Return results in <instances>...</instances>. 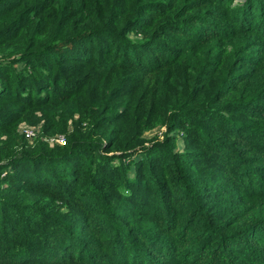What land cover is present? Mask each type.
Wrapping results in <instances>:
<instances>
[{
	"label": "trees",
	"instance_id": "1",
	"mask_svg": "<svg viewBox=\"0 0 264 264\" xmlns=\"http://www.w3.org/2000/svg\"><path fill=\"white\" fill-rule=\"evenodd\" d=\"M234 1L0 0V264H264V0Z\"/></svg>",
	"mask_w": 264,
	"mask_h": 264
},
{
	"label": "rangeland",
	"instance_id": "2",
	"mask_svg": "<svg viewBox=\"0 0 264 264\" xmlns=\"http://www.w3.org/2000/svg\"><path fill=\"white\" fill-rule=\"evenodd\" d=\"M239 2H241V0H235L233 2V4H236V3H239ZM133 39H135V38H133ZM21 67H22V64H20V63L15 65V68L17 70H20ZM22 126L23 125H20V127H19V131L20 132H22V130H21ZM163 130H164V128L162 127L159 130L156 129V130H151V131L145 132L142 135L143 138H146V140L143 142V146H145V147L149 146V144H151L154 140H160V141L163 140V138H162ZM155 133L158 135L159 139H155L154 138V134ZM33 134H34L33 135V139L36 138V137L37 138H43L48 144H50V146H61L65 142V136L62 135V134L56 133V132L53 133L52 131H48L47 134H49V135H42L41 134V127H35V130H33ZM60 138L63 139V142L59 141ZM149 139H150V142H149ZM168 146L171 148L170 149L171 152H179L178 149H175V146L172 145L171 141H168ZM182 146H183L182 142L179 141L178 142V147L181 149ZM141 156L142 155H138L137 154L136 157H135V158H137L136 160L138 161L141 158ZM182 157L186 158V156H182ZM202 168H204V167H203L202 164H200L199 165L200 174H196L195 177L199 178L200 176H202V178H206L208 181H210L209 178L207 177V176H210V175H207V176L204 175L205 174V170L202 169ZM129 171L127 172V176H126L127 179L126 180L130 182V181H132L135 178L134 176H136L135 175L136 173L133 172V171H131V172H129ZM155 175L158 178L157 171H155ZM106 181L110 182L109 179H106ZM126 185H128V184L127 183L124 184L123 190H122L121 187H118L117 190L114 192L115 196L116 195L120 196V199H119L120 202L118 203L119 204L118 207H116L114 209V212H110V214H122V213L129 212L130 209H132L130 207L131 205H134V203H135V205L137 206L138 202H140V201L142 202L144 200L145 192H143V188L140 191H138L136 189L137 187L133 188L134 189V192H133V196L134 197H132V200H131V197L129 196V192L126 193V188L128 187ZM130 191H132V190H130ZM125 197L127 198L126 201H124ZM97 208H98L97 210L100 211L99 206ZM133 210H134V214H137V211L135 209H133Z\"/></svg>",
	"mask_w": 264,
	"mask_h": 264
},
{
	"label": "built area",
	"instance_id": "3",
	"mask_svg": "<svg viewBox=\"0 0 264 264\" xmlns=\"http://www.w3.org/2000/svg\"><path fill=\"white\" fill-rule=\"evenodd\" d=\"M21 130L23 132V134L25 135L26 138H31L33 137V130H35L33 127H27V126H22ZM59 141L63 142V139L60 138Z\"/></svg>",
	"mask_w": 264,
	"mask_h": 264
}]
</instances>
